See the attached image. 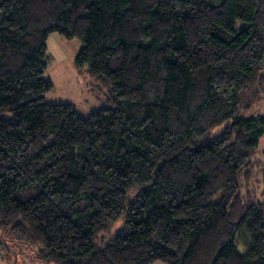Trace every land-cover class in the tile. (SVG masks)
<instances>
[{"label":"trees","instance_id":"trees-1","mask_svg":"<svg viewBox=\"0 0 264 264\" xmlns=\"http://www.w3.org/2000/svg\"><path fill=\"white\" fill-rule=\"evenodd\" d=\"M52 33L112 107L44 102ZM263 134L264 0H0V235L42 264H264Z\"/></svg>","mask_w":264,"mask_h":264},{"label":"rangeland","instance_id":"rangeland-1","mask_svg":"<svg viewBox=\"0 0 264 264\" xmlns=\"http://www.w3.org/2000/svg\"><path fill=\"white\" fill-rule=\"evenodd\" d=\"M80 48L81 43L77 39H65L57 33L50 34L46 40V67L42 77L52 84V89L44 96V102L69 103L77 116L85 118L90 112L112 107V104L108 102L106 92L97 86L94 79L84 69L78 70L75 67V58ZM254 159L264 163V134L259 139ZM249 188L254 193L255 201L262 202L264 175L258 176ZM241 190L244 191L242 188ZM247 247L248 243L239 244V251L244 252ZM33 257V252L25 245L6 240L0 235V264H42ZM151 264L164 263L157 261Z\"/></svg>","mask_w":264,"mask_h":264}]
</instances>
